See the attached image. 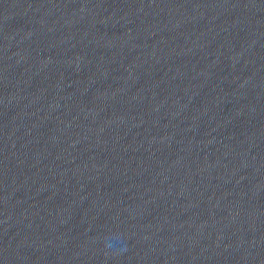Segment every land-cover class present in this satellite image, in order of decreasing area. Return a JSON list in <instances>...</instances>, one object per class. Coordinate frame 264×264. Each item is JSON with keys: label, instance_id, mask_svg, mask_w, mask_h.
<instances>
[{"label": "water", "instance_id": "1", "mask_svg": "<svg viewBox=\"0 0 264 264\" xmlns=\"http://www.w3.org/2000/svg\"><path fill=\"white\" fill-rule=\"evenodd\" d=\"M0 264H264V0H0Z\"/></svg>", "mask_w": 264, "mask_h": 264}]
</instances>
